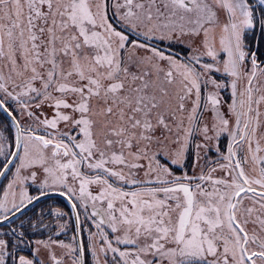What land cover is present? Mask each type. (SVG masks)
Returning a JSON list of instances; mask_svg holds the SVG:
<instances>
[{
	"label": "snow or ice",
	"instance_id": "obj_1",
	"mask_svg": "<svg viewBox=\"0 0 264 264\" xmlns=\"http://www.w3.org/2000/svg\"><path fill=\"white\" fill-rule=\"evenodd\" d=\"M0 264H264V0H0Z\"/></svg>",
	"mask_w": 264,
	"mask_h": 264
},
{
	"label": "flooded vegetation",
	"instance_id": "obj_2",
	"mask_svg": "<svg viewBox=\"0 0 264 264\" xmlns=\"http://www.w3.org/2000/svg\"><path fill=\"white\" fill-rule=\"evenodd\" d=\"M88 259H90V257H88Z\"/></svg>",
	"mask_w": 264,
	"mask_h": 264
}]
</instances>
